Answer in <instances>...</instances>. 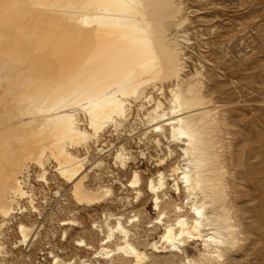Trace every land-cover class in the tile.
I'll list each match as a JSON object with an SVG mask.
<instances>
[{
    "label": "bare ground",
    "instance_id": "bare-ground-1",
    "mask_svg": "<svg viewBox=\"0 0 264 264\" xmlns=\"http://www.w3.org/2000/svg\"><path fill=\"white\" fill-rule=\"evenodd\" d=\"M182 5L181 0H0V264L10 253L5 244L10 218L41 214L29 183L31 170L49 186L51 165L70 184L76 202H106L110 185L86 183L90 150L94 146V165H101L109 150L99 145L101 133L108 126L118 132L140 111L156 147L162 138L168 144L166 156L175 153L171 144L179 150L180 159L168 172L171 184L162 169L144 183L133 170L127 183L134 201L143 195L142 187L150 194L156 215L144 228L159 226L157 238L141 237L140 248L143 234L135 228L143 217L136 211L125 220L105 210L91 223L95 231L90 232L101 236L97 246L83 237L74 243L91 249V257L63 259L49 250L50 263L222 264L235 251L240 230L216 135L222 118L210 106L201 72L186 79ZM165 88L167 105L153 95L155 90L165 97ZM125 149L122 144L112 153L117 168L134 159ZM24 198L28 206L21 203ZM73 223L68 217L59 224ZM34 228L18 221L13 247L27 239L26 246L32 243L38 235Z\"/></svg>",
    "mask_w": 264,
    "mask_h": 264
},
{
    "label": "rangeland",
    "instance_id": "rangeland-1",
    "mask_svg": "<svg viewBox=\"0 0 264 264\" xmlns=\"http://www.w3.org/2000/svg\"><path fill=\"white\" fill-rule=\"evenodd\" d=\"M181 2L183 4L181 17L187 18V20L184 18L185 22L180 28L186 39L181 42L183 53L181 56L186 59L183 58V61L187 66L186 79L196 71L201 72L200 77L204 78L201 80L208 90L210 106L219 109L214 108L217 110L216 115H219L218 119L220 115L222 118L216 134L217 144L221 150V158L226 162H224L228 174L226 185L227 188L230 186L227 193L231 196L230 204L233 205L235 222L239 224L240 230L237 248L232 254L225 256L222 264H264V0H181ZM153 95L155 99H163L161 101L167 105L166 88L165 97H160L155 90ZM141 112L136 116L132 114L122 126L115 129L118 132L110 126L104 129L99 145L103 144V147L109 150L102 155L101 165H94V160L98 156L92 151L94 146L90 150V159L86 164V168L90 169V177L86 183L92 188L98 184L110 185L112 192L106 202L101 201L94 205L76 202L70 195V184L65 183L53 171L51 165L47 167L49 186L36 178L35 172L31 170L29 183L33 186L35 203L40 207L41 214L38 216L34 212H24L23 215L17 214V217L10 218L5 226L8 236L5 244L12 254L9 253L2 264L14 262L20 254L19 247H13L12 244L18 236L16 224L20 220L33 223L34 230L38 231L33 244L37 247L48 244L51 247L47 252L53 250L63 259H69L74 254L91 257V249L85 250L74 243L79 237H83L87 243L97 246L98 238L101 236L96 232L94 233L96 235L92 233L94 229L91 223L105 210L120 213L126 216H123L125 220L136 211V214L139 213L143 217V219L140 217L142 222L137 224L139 227L135 228L139 235L143 234L139 238L140 241L138 240L140 248H144L146 239L157 238L161 231L159 226L150 230L144 228L148 219L156 215L152 209L150 194L142 187L144 192L141 195L142 199L140 197L134 201V190L127 186V183L132 177L133 170L140 173L144 183L148 176L162 169L167 176V182L171 184L168 172L170 165L179 161V150L171 144V149L176 148L175 153L166 156L168 144L162 138L161 146L156 147L152 140L154 133L145 131L146 125L144 119H141ZM122 144L126 148L125 151L134 156L124 169L117 168L112 163V153ZM220 146H224V149ZM79 152L82 154L84 149L80 148ZM161 158L166 159L162 164L156 165ZM171 191L172 197L176 198L175 193ZM180 198L183 199V194ZM21 203L28 206L25 198ZM68 217L75 219L77 224H59L60 221H67ZM62 230H66L64 237ZM90 235H94V239ZM141 237L145 241L141 240ZM27 242H30V239H27L24 247ZM95 245L93 246L96 247ZM162 254L160 255L162 258L170 257ZM173 259L175 258H172V262H178V258ZM99 261L100 264H107L102 259ZM126 263L129 264V262L124 264Z\"/></svg>",
    "mask_w": 264,
    "mask_h": 264
},
{
    "label": "built area",
    "instance_id": "built-area-1",
    "mask_svg": "<svg viewBox=\"0 0 264 264\" xmlns=\"http://www.w3.org/2000/svg\"><path fill=\"white\" fill-rule=\"evenodd\" d=\"M50 247L48 244L39 247L33 243L25 247L21 245L18 248L20 254L13 264H51L53 258L47 252Z\"/></svg>",
    "mask_w": 264,
    "mask_h": 264
}]
</instances>
